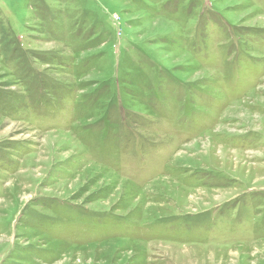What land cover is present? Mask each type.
<instances>
[{
    "label": "rangeland",
    "instance_id": "374dc122",
    "mask_svg": "<svg viewBox=\"0 0 264 264\" xmlns=\"http://www.w3.org/2000/svg\"><path fill=\"white\" fill-rule=\"evenodd\" d=\"M0 264H264V0H0Z\"/></svg>",
    "mask_w": 264,
    "mask_h": 264
}]
</instances>
